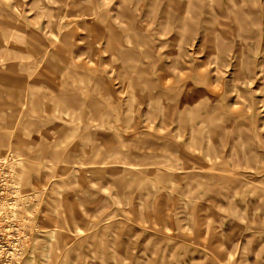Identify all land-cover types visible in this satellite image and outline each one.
Here are the masks:
<instances>
[{"label":"rangeland","instance_id":"1","mask_svg":"<svg viewBox=\"0 0 264 264\" xmlns=\"http://www.w3.org/2000/svg\"><path fill=\"white\" fill-rule=\"evenodd\" d=\"M1 131L10 264H264V0H0Z\"/></svg>","mask_w":264,"mask_h":264},{"label":"built area","instance_id":"2","mask_svg":"<svg viewBox=\"0 0 264 264\" xmlns=\"http://www.w3.org/2000/svg\"><path fill=\"white\" fill-rule=\"evenodd\" d=\"M5 160L0 159V264L14 262L17 238L12 233L15 225V211L10 209L16 198V187L11 172L4 167Z\"/></svg>","mask_w":264,"mask_h":264},{"label":"bare ground","instance_id":"3","mask_svg":"<svg viewBox=\"0 0 264 264\" xmlns=\"http://www.w3.org/2000/svg\"><path fill=\"white\" fill-rule=\"evenodd\" d=\"M71 107H72V106H71ZM5 133H6L5 131H1V132H0V140L6 138V134H5ZM21 170H23V168H22ZM26 171H28V170H26ZM14 184H15V187H16V195H17L18 188H17V186H16V181L14 182ZM16 200H17V197L15 198V202H14V204H10V206H9V208H10V209H13V211L16 210ZM15 212H16V211H15Z\"/></svg>","mask_w":264,"mask_h":264}]
</instances>
